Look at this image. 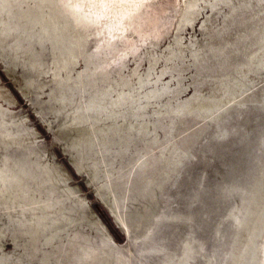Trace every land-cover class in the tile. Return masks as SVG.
Segmentation results:
<instances>
[{"label":"rangeland","instance_id":"1","mask_svg":"<svg viewBox=\"0 0 264 264\" xmlns=\"http://www.w3.org/2000/svg\"><path fill=\"white\" fill-rule=\"evenodd\" d=\"M10 3L0 264H264V0H204L192 24L179 13L158 42L138 40L109 70L127 85L103 116L75 93L97 34L64 65L32 2Z\"/></svg>","mask_w":264,"mask_h":264},{"label":"bare ground","instance_id":"2","mask_svg":"<svg viewBox=\"0 0 264 264\" xmlns=\"http://www.w3.org/2000/svg\"><path fill=\"white\" fill-rule=\"evenodd\" d=\"M25 1H31L33 4L32 7L30 6L32 8L30 10L36 17L34 25L39 29L38 32L40 31L41 36L46 34L43 39L49 41L54 48L55 46L58 47L57 50L61 48V54H66L62 59L63 62L61 61L63 64L70 62L72 56L77 52H85L84 43L91 35L97 34L94 51L91 54L87 53L85 68L88 70L84 75H76L79 84L75 86V93L78 91V93L87 94L88 103L80 111L81 113L85 114L84 110L87 109L95 113L97 104H100L102 116L105 114L106 95L110 99H117L125 94V92L119 91L117 95H112V90L120 85H127L126 80L122 82V78L120 82L118 79L113 82L108 77L112 64L116 67L119 65L117 62L119 56L135 55L138 50V40L158 42L170 31L179 13L182 16V20L180 18L181 27L185 24H192L195 21L192 15L198 11L204 2V0H4L8 3L7 6H10L9 4L12 2L16 7ZM17 9L19 8L17 7ZM11 19H13V15ZM8 20L10 21V18ZM13 23L16 25L15 21ZM93 27H95L94 29L97 28L96 32L92 31ZM75 32L77 33L76 37L74 36ZM38 39L40 40V38ZM58 44L59 46H57ZM58 69L60 68L56 70ZM58 75L60 76V74ZM54 76L56 77V72ZM136 86L138 85L136 84ZM81 104L77 103L78 110L82 109ZM0 134L13 135L12 131L9 132L6 128L0 129ZM196 242L199 243L198 240ZM88 249L87 251L82 250L81 261L82 259L86 261L92 257L88 252L92 248ZM80 260L79 262H81ZM180 260H185L184 251ZM193 260L196 261V258Z\"/></svg>","mask_w":264,"mask_h":264}]
</instances>
